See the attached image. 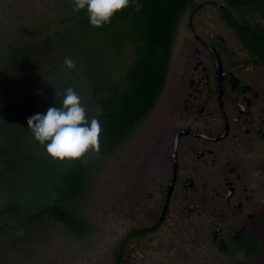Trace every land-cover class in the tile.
Here are the masks:
<instances>
[{
    "label": "trees",
    "instance_id": "1",
    "mask_svg": "<svg viewBox=\"0 0 264 264\" xmlns=\"http://www.w3.org/2000/svg\"><path fill=\"white\" fill-rule=\"evenodd\" d=\"M227 1L239 8L249 0ZM6 2L0 0L2 8L12 7ZM27 2L33 7L30 14L24 8L28 17L8 16L18 10L17 0L13 11L0 16L1 257L4 249L28 250L50 223L61 225L78 242L95 233L77 203L85 198L99 163L121 149L156 107L182 19L197 9L195 0H139V11L130 6L96 28L86 10L73 11V0ZM65 58L76 67L67 69ZM68 87L80 94L88 116L98 117L102 132L98 151L59 161L35 141L27 119L60 106L62 95L56 97V92ZM143 233L141 228L128 230L112 264H124ZM249 240L247 259L258 251Z\"/></svg>",
    "mask_w": 264,
    "mask_h": 264
},
{
    "label": "flooded vegetation",
    "instance_id": "2",
    "mask_svg": "<svg viewBox=\"0 0 264 264\" xmlns=\"http://www.w3.org/2000/svg\"><path fill=\"white\" fill-rule=\"evenodd\" d=\"M195 3L173 47L167 105L154 126L161 98L141 123L149 128L131 166V229L173 231L196 261L237 252L251 262L264 235V0Z\"/></svg>",
    "mask_w": 264,
    "mask_h": 264
},
{
    "label": "rangeland",
    "instance_id": "3",
    "mask_svg": "<svg viewBox=\"0 0 264 264\" xmlns=\"http://www.w3.org/2000/svg\"><path fill=\"white\" fill-rule=\"evenodd\" d=\"M17 1L21 2L18 10L8 16L23 14L28 17L33 8L31 4L27 0ZM7 3H11L12 7L2 8L0 5V16L3 15L2 12L14 10V0H7L5 4ZM188 21L189 16L186 14L182 19L180 28L182 35L179 38L186 33ZM44 25L42 22V26ZM172 89L171 83L169 92ZM169 98L167 93L163 95L146 126L155 125V117H158L165 108ZM147 128L149 127L139 125L133 137L103 163H99L93 172L85 198L77 203L79 214L95 227L96 231L90 238L84 242L75 241L61 225L50 223L43 234L36 236L42 239L28 250V246H21L9 252L4 249L2 257L0 256V264H112L119 240L135 226L129 216V202L130 190L136 191L134 186L137 184L138 175L132 171L131 166L135 157H139V149L147 143L145 139ZM135 168L139 171L138 166ZM122 212L130 220L122 218ZM162 232L158 230L137 239L133 244L131 255L124 264H240L239 262L244 260V257L237 252L233 254L210 252L209 255H204L196 261L197 257L192 254L190 244L177 248L176 234L173 231ZM261 243L262 251L251 261L252 264H264V235ZM29 252L30 254L26 256Z\"/></svg>",
    "mask_w": 264,
    "mask_h": 264
},
{
    "label": "clouds",
    "instance_id": "4",
    "mask_svg": "<svg viewBox=\"0 0 264 264\" xmlns=\"http://www.w3.org/2000/svg\"><path fill=\"white\" fill-rule=\"evenodd\" d=\"M135 6L139 0H73V11L86 10L91 26L100 28L111 23L112 18ZM67 69H74L75 62L65 58ZM60 106H52L44 113H36L27 119V127L33 138L44 147L46 153L59 161H74L89 150H99L101 124L97 116L89 117L80 94L72 87L66 88Z\"/></svg>",
    "mask_w": 264,
    "mask_h": 264
}]
</instances>
